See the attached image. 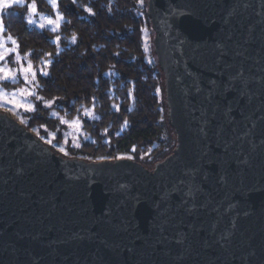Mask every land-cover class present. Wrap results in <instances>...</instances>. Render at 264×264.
I'll use <instances>...</instances> for the list:
<instances>
[{
    "label": "water",
    "instance_id": "95a60500",
    "mask_svg": "<svg viewBox=\"0 0 264 264\" xmlns=\"http://www.w3.org/2000/svg\"><path fill=\"white\" fill-rule=\"evenodd\" d=\"M172 152L57 153L0 111V264H264V0H148Z\"/></svg>",
    "mask_w": 264,
    "mask_h": 264
},
{
    "label": "trees",
    "instance_id": "16d2710c",
    "mask_svg": "<svg viewBox=\"0 0 264 264\" xmlns=\"http://www.w3.org/2000/svg\"><path fill=\"white\" fill-rule=\"evenodd\" d=\"M38 1L41 10L50 9L46 0ZM25 5L4 9L2 18L22 53H29L36 66L49 62L44 65L48 75L38 74V95L68 118L86 108L97 115L83 119L85 136L78 146L65 143L68 157L127 155L145 166L147 157H167L175 141L169 138L164 76L156 53L157 64L146 60L143 31H155L139 0H60L65 20L58 33L30 25ZM26 115L27 129L47 138L56 133L53 142L62 145L63 127L50 109L39 106Z\"/></svg>",
    "mask_w": 264,
    "mask_h": 264
},
{
    "label": "rangeland",
    "instance_id": "374dc122",
    "mask_svg": "<svg viewBox=\"0 0 264 264\" xmlns=\"http://www.w3.org/2000/svg\"><path fill=\"white\" fill-rule=\"evenodd\" d=\"M47 4L50 6L48 11L41 10L39 6L38 0H24V4L31 5L33 2L36 5V11L33 12L28 7L27 21L31 20L32 23L30 25L40 29V30H51L54 33H58L61 29V25L63 24L65 18L62 14L59 4L60 0H57L58 7L49 3V0H46ZM9 3L13 5H23V4H15L13 0H8ZM140 12L143 10H147L148 2L147 0H143L141 4L139 2ZM8 8V7H7ZM6 8L0 7V21H2L3 27L4 22L2 18L3 10ZM62 17V19H61ZM49 20L52 23H49ZM43 25V27H41ZM55 29V30H53ZM11 37L12 39H8ZM56 41H58V36L55 37ZM154 33L152 29L143 31V41H144V51L146 54V60L149 64H157V57L154 51ZM15 40V44L12 42ZM0 56H3V59H0V69H4V72H0V77L5 75V72L10 76L15 77V82L12 79H0V111L4 112L19 123L26 125L27 124V115L39 108L50 109V114L54 117L60 125L63 127V140L62 145H58L53 142L56 133H51L49 137L40 136L38 130H34L33 133L36 136L46 143L47 145H54L56 150L59 151L60 154L68 156L69 154L66 152L64 146L67 141L71 142L73 146H78L81 143V140L84 139V130H83V119H93L96 118L97 115L94 113L93 109H84L82 114L76 116L74 118H68L66 116V112L59 111L57 107L53 106L52 100H44L41 96L38 95V74H41V69L44 72L48 73V67H44V65H48L49 62L43 63V65L36 66L31 59L29 53H22L19 48V44L17 40L10 34H7L4 27V32L0 35ZM29 63L32 65V71L25 72L24 69L28 68ZM32 72H35V76L32 75ZM27 76V79H25ZM14 84V85H13ZM12 85V86H7ZM23 90V92H21ZM31 93V94H29ZM161 94V93H160ZM50 105V106H48ZM33 109V110H26ZM169 138L175 141L174 131L169 129ZM168 138V139H169ZM168 155V153L166 154ZM117 158H131L130 156L124 155ZM163 158V157H162ZM162 158L155 157H147L144 161L148 167H153V165L162 160Z\"/></svg>",
    "mask_w": 264,
    "mask_h": 264
},
{
    "label": "snow or ice",
    "instance_id": "6c2138e0",
    "mask_svg": "<svg viewBox=\"0 0 264 264\" xmlns=\"http://www.w3.org/2000/svg\"><path fill=\"white\" fill-rule=\"evenodd\" d=\"M72 2H73V4H75L76 0H72ZM139 2L142 4L143 0H139ZM13 3L24 4V0H13ZM49 3H52L53 5H56L58 7L57 0H49ZM11 6H12V4L9 3L8 0H0V7L7 8V7H11ZM25 6L29 7L33 12H35L37 10L34 2L31 5H25ZM88 11L91 12V9H88ZM61 19H62V17H61ZM28 23L31 24L32 21L29 20ZM49 23H52V21L49 20ZM41 27H43V25H41ZM53 30H55V29H53ZM3 32H4V27H3L2 21H0V35H2ZM8 39H12V38L8 37ZM12 42L15 44V40H13ZM0 59H3V56H0ZM24 71L25 72L32 71L31 63H29L28 68L24 69ZM0 72H4V69H0ZM41 73L44 76L48 75V73L44 72L42 69H41ZM32 75L35 76V72H32ZM0 79H12L13 82H15V77L8 75V73H6V72H5V75L3 77H0ZM25 79H27V76H25ZM21 92H23V90H21ZM29 94H31V93H29ZM48 106H50V105H48ZM26 110H33V109H27L26 108ZM125 123H127V122H125ZM133 150H135V149H133Z\"/></svg>",
    "mask_w": 264,
    "mask_h": 264
}]
</instances>
